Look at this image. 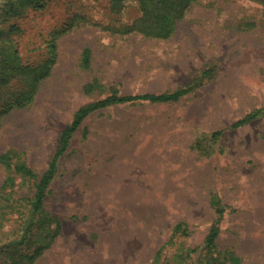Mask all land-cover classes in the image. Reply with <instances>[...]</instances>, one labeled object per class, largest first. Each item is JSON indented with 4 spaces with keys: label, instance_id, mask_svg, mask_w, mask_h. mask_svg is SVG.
Wrapping results in <instances>:
<instances>
[{
    "label": "rangeland",
    "instance_id": "1",
    "mask_svg": "<svg viewBox=\"0 0 264 264\" xmlns=\"http://www.w3.org/2000/svg\"><path fill=\"white\" fill-rule=\"evenodd\" d=\"M115 1L49 0L43 10L0 20V57L33 65L45 59L49 34L76 22L59 40L58 64L35 103L11 113L0 130V155L19 149L38 174L80 107L116 90L194 86L176 103L134 102L84 121L46 201L62 233L36 264H153L160 249L173 264L180 246L198 250L179 264H204L203 243L217 219L214 194L226 206L219 250L242 264H264V116L232 126L264 109V6L199 0L164 41L123 34L140 11L136 0H122L121 10ZM86 47L93 53L88 71L80 67ZM3 180L0 166V187ZM24 195L32 197L31 185L19 190ZM180 222L188 234L169 244Z\"/></svg>",
    "mask_w": 264,
    "mask_h": 264
},
{
    "label": "trees",
    "instance_id": "2",
    "mask_svg": "<svg viewBox=\"0 0 264 264\" xmlns=\"http://www.w3.org/2000/svg\"><path fill=\"white\" fill-rule=\"evenodd\" d=\"M49 0H0V20L17 17L28 10H43ZM199 0H136L140 16L129 26L120 29L123 34L140 33L153 40H170L177 32L178 26L186 19L191 8ZM264 6V0H255ZM117 10L123 8L122 0L115 1ZM76 25L71 23L63 29L53 30L45 43L46 57L37 64H18L8 62L0 57V130L4 120L13 112L29 109L36 101L42 84L52 77L59 60V40ZM17 56L18 53H16ZM93 64L92 50L86 47L80 57V67L91 70ZM213 69L205 71L203 78L213 74ZM17 86L12 90V86ZM193 85L162 94L121 95L113 91L107 97L80 107L74 114L72 122L63 130L59 147L48 168L38 174L28 163L26 153L17 148H7L0 155V166L4 180L0 187V264H36L51 249L62 233V222L47 211L46 201L55 181L60 161L69 150L71 142L84 123L92 114L110 107L148 102L151 104H167L179 102L192 92ZM264 116V109H257L234 123V128L243 127ZM221 132L214 134L216 138ZM31 185L33 195L19 196L22 187ZM211 206L217 219L206 236L204 264H242V259L234 252L219 250L218 240L221 233L220 224L226 213V206L221 198L214 194ZM190 226L185 222L178 223L169 244L174 242L178 234H188ZM6 242V243H5ZM196 249L185 250L180 246L172 257L173 264L185 262V256L196 253ZM160 249L153 264H172L163 259Z\"/></svg>",
    "mask_w": 264,
    "mask_h": 264
}]
</instances>
